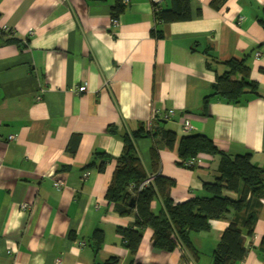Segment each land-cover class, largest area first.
I'll use <instances>...</instances> for the list:
<instances>
[{
    "label": "crops",
    "instance_id": "obj_1",
    "mask_svg": "<svg viewBox=\"0 0 264 264\" xmlns=\"http://www.w3.org/2000/svg\"><path fill=\"white\" fill-rule=\"evenodd\" d=\"M128 1L0 0V264L212 263L233 214L191 233L196 259L180 245L153 250L150 229L134 257L125 248L117 230L132 228L135 216H120L105 194L126 136L146 175L174 182V203L202 197L203 184L216 175L210 155L178 165L183 121L191 135L232 156L251 154L264 170V29L257 22L264 0H221L218 8L214 0H190V19L173 23L158 21L149 0ZM116 4L122 11L114 15ZM171 7L164 0L159 11ZM231 59L245 61L259 95L236 105L216 98L204 104ZM83 84L86 92L78 93ZM168 110L171 119L151 120ZM150 209L157 214L160 201ZM248 213L254 231L238 264H264V197L250 200ZM96 232L103 236L99 251Z\"/></svg>",
    "mask_w": 264,
    "mask_h": 264
},
{
    "label": "trees",
    "instance_id": "obj_2",
    "mask_svg": "<svg viewBox=\"0 0 264 264\" xmlns=\"http://www.w3.org/2000/svg\"><path fill=\"white\" fill-rule=\"evenodd\" d=\"M189 2L190 0H172L171 9L158 10L155 12V18L163 23L187 21L190 19ZM220 3L221 0H214L212 6L218 8ZM121 11L122 6L116 4L114 15ZM257 22L264 29V18L257 19ZM223 65L227 66L228 71L216 75L213 92L205 98L204 104L210 98H216L236 105L246 102L248 97L259 95L258 86L249 79V68L244 60L231 59L223 62ZM172 140L173 135L168 134L167 143L170 144ZM177 153L181 161L179 166L199 154L217 159L214 181L203 184L205 195L202 197L174 203L170 198L174 182L161 175H146L132 140L128 136L124 137V152L117 159L105 199L108 203L115 204L120 216H135L132 228L117 230L122 235L125 248L134 257L142 240V231L150 229L153 250L170 253L180 245L196 259L198 252L191 242V233L207 231L210 221L223 220L228 214H233V219L212 253L211 264H238L247 252L246 239L252 237L254 231L255 216L248 213L249 202L264 197V170L252 163L251 154L232 156L223 153L204 135H185L179 141ZM96 155L106 157L105 154ZM90 166L91 164H88L86 168ZM103 167L101 164L98 169L102 171ZM149 178L151 181L140 189ZM224 191L235 193L238 198L233 200L224 195ZM155 199L161 204L157 214H153L150 209V204ZM102 237L101 232L94 235L96 251L100 249ZM258 251L264 254V236ZM118 262L117 258H109L102 264Z\"/></svg>",
    "mask_w": 264,
    "mask_h": 264
},
{
    "label": "built area",
    "instance_id": "obj_3",
    "mask_svg": "<svg viewBox=\"0 0 264 264\" xmlns=\"http://www.w3.org/2000/svg\"><path fill=\"white\" fill-rule=\"evenodd\" d=\"M163 1L164 0H149L150 4L152 5V7L154 9V13L159 10V6L162 4ZM128 2H129L128 0H123L124 5L128 4ZM111 22H112V24L116 25L118 23V20L114 17V18H112ZM1 32H5V33H8V35H12L11 30H9L6 26H2ZM28 35H31V33H29ZM256 56H259L258 52L256 53ZM76 90L78 93L86 92V84L79 86L78 88H76ZM172 115H173L172 110H168L164 114L160 113L159 111H155L151 117V120H169L172 118ZM180 130L184 136L190 135L191 132L193 131V127L191 126V124L188 121H183L180 124ZM192 162H193L192 160H189L185 163V165L187 167H189L192 165ZM150 181H151V178H149L146 182H144L140 186V189L142 186L147 185V183ZM53 186L55 189L60 190L63 186V181L57 179L53 182ZM27 208H28L27 204L24 203L21 205V209H27ZM56 264H60L59 260L56 261ZM183 264H187V263L184 262Z\"/></svg>",
    "mask_w": 264,
    "mask_h": 264
},
{
    "label": "water",
    "instance_id": "obj_4",
    "mask_svg": "<svg viewBox=\"0 0 264 264\" xmlns=\"http://www.w3.org/2000/svg\"><path fill=\"white\" fill-rule=\"evenodd\" d=\"M131 204H132V200H131Z\"/></svg>",
    "mask_w": 264,
    "mask_h": 264
}]
</instances>
